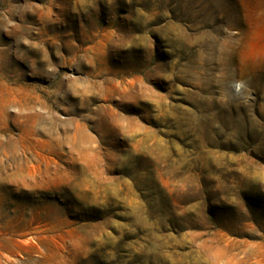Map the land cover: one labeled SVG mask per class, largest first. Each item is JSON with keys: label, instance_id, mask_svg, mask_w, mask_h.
<instances>
[{"label": "rangeland", "instance_id": "1", "mask_svg": "<svg viewBox=\"0 0 264 264\" xmlns=\"http://www.w3.org/2000/svg\"><path fill=\"white\" fill-rule=\"evenodd\" d=\"M0 264H264V0H0Z\"/></svg>", "mask_w": 264, "mask_h": 264}, {"label": "bare ground", "instance_id": "2", "mask_svg": "<svg viewBox=\"0 0 264 264\" xmlns=\"http://www.w3.org/2000/svg\"><path fill=\"white\" fill-rule=\"evenodd\" d=\"M10 256V255H9Z\"/></svg>", "mask_w": 264, "mask_h": 264}]
</instances>
